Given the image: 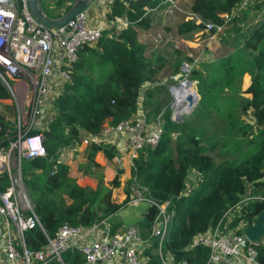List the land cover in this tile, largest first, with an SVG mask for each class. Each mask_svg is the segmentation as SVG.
<instances>
[{
    "label": "trees",
    "instance_id": "trees-1",
    "mask_svg": "<svg viewBox=\"0 0 264 264\" xmlns=\"http://www.w3.org/2000/svg\"><path fill=\"white\" fill-rule=\"evenodd\" d=\"M66 1L41 0V3L49 14L57 15L66 8ZM158 1L113 0L105 13L106 20L123 17L130 24L116 33L114 27L105 28L95 44L77 50L69 81L53 99V115L41 131L45 155L24 161V171L21 167L28 197L43 229L35 227L23 233L27 247L41 248L45 237H52L62 225L89 226L108 218L126 206L134 176L152 198L160 201L169 198L173 202L174 212L161 241V252L171 253L174 262L205 264L207 248L186 249L190 238L213 227L229 207L240 203L245 192L247 197L264 198V0H246L244 6H240L242 0H189L187 11L199 17V23L179 13L173 25L176 35L188 40L198 34L207 38L204 23L222 25L218 40L233 49L211 64H193L187 77L195 81L198 100L179 121L168 116L166 88L146 87V83L153 84L163 62L153 53L150 58L144 54L136 31L137 27L149 25L152 13H159L149 10ZM243 22L252 24L243 30L240 27ZM185 58L183 52L181 59H175L172 73H178ZM244 73L249 82L240 91L237 80ZM225 89L229 92H224ZM158 92L163 93L162 99L155 97ZM9 98L0 81V100ZM219 101L223 102L222 107ZM138 105L145 121L164 110L163 130L157 145L140 150L133 160L123 200L116 202L111 198L121 169H116L107 184L100 178L94 187L70 184L67 166L58 160L59 148L78 144L81 132L94 135L105 123L114 125L130 118ZM211 114H216L220 123L213 121ZM86 150L85 157L92 163L94 174L100 168L94 155L100 152L106 161H111L115 152L113 145L93 141ZM191 171L197 173L194 182L188 178ZM5 182L3 178L0 188ZM186 185L190 191L177 199L176 195ZM263 208L264 201L245 199L229 227L240 222L252 224ZM155 214V207L149 205L142 214L144 221L136 222L145 234ZM119 225L109 224V232ZM254 247L257 262L264 264V235ZM156 248L157 239H152L142 249L146 264H160L159 256L154 254ZM60 257L63 264H83L80 252L73 248L62 251ZM46 264L60 262L51 259Z\"/></svg>",
    "mask_w": 264,
    "mask_h": 264
},
{
    "label": "built area",
    "instance_id": "built-area-1",
    "mask_svg": "<svg viewBox=\"0 0 264 264\" xmlns=\"http://www.w3.org/2000/svg\"><path fill=\"white\" fill-rule=\"evenodd\" d=\"M112 1L104 0L101 10L105 13L109 11ZM245 3L246 0H242L240 6ZM181 6L182 0H160L149 10L161 13L164 18L180 13L185 19L201 22L199 17ZM128 24L123 17H117L106 20L104 26L92 25L83 10L64 25L51 28L33 19L26 0H0V81L14 101L12 116L0 114V183L3 178L6 179L0 188V264H46L51 259L63 264L60 253L71 248L80 252L83 264H119L120 257L125 264H144L141 251L152 239H157L160 264H187L185 260L174 262L171 253H160L161 241L174 212L172 200L152 198L134 176L131 177L132 191L127 204L152 205L156 210L147 234L137 224H129L110 233L105 218L89 226L62 225L52 237H45L46 242L39 249L27 247L23 240L25 231L35 227L43 229L23 182L22 162L45 155L41 128L47 126L53 115V99L69 81L77 50L95 44L103 29L114 27L118 31ZM203 26L208 39L217 37L222 28V25L209 22ZM184 54L186 58L180 63L175 83L168 88L170 111L179 88H189L193 94L196 93L193 89L195 81L187 77L195 56L188 50ZM22 86L24 88H20ZM161 113L145 121L138 105L137 111L126 120L114 125L105 123L94 135L82 132L79 143L71 149L74 150L75 146L87 147L92 141L113 145L111 138L122 137L123 142L114 148L111 162L115 169L127 167L130 171L140 150L157 145L163 130ZM3 141L5 143L1 144ZM195 174L191 171V176H188L193 182ZM189 191L190 186L186 185L176 198ZM248 198L264 201L263 197ZM237 204L229 207L213 227L194 234L186 249L197 246L207 248L205 264H236L237 259L241 260L240 264H259L254 247L256 242L247 241L243 235L242 228L246 225L240 222L229 227L238 209Z\"/></svg>",
    "mask_w": 264,
    "mask_h": 264
},
{
    "label": "rangeland",
    "instance_id": "rangeland-1",
    "mask_svg": "<svg viewBox=\"0 0 264 264\" xmlns=\"http://www.w3.org/2000/svg\"><path fill=\"white\" fill-rule=\"evenodd\" d=\"M70 2H71V0L66 1V7L68 6V4ZM188 3H189V0H182V6L181 7L183 9L187 10ZM92 5H94V2L92 3ZM228 17L229 16L225 15V18L228 19ZM245 21H247V20L245 19ZM244 22H243V26H240L243 30L246 26H249L252 24L251 22H249V23L246 22V24ZM115 31H116V29H115ZM116 32H118V31H116ZM156 32H158V33H156ZM151 35H152L151 38H153L154 41H152V43L150 45H146L148 47L146 50L147 54L150 55L151 51L152 50L155 51L156 49H154V48H156V46H158L162 43V52L168 54L167 57L170 58V61H172V59H171L172 57L175 59H181L183 57L182 53L184 52V50L175 49V47H174L175 44H176V48H178L179 46H181V47L183 46V44H181L182 43L181 37H179L175 33V28L171 29V28H168L165 24L155 23L154 27L152 28V34ZM195 37H198V40H201L202 42L197 41V40L195 41V42H201V44L198 43V45H197L198 50L193 51V53L198 54L197 56L193 55V56H195L194 66H196L198 64L197 63L198 61L204 62L205 64H211L217 57L224 56L227 51L233 50L228 45H226V46L222 45L221 42H219L218 37H215L213 39H208V38H203V36H201V34H198ZM186 48H188V47H186ZM158 49H159V47H158ZM191 53H192V51H191ZM154 56H156V54H154ZM202 60H204V61H202ZM167 69H171V65ZM237 81L239 82L240 91H241L244 89L245 85L248 84L249 76L246 73H244L241 75L240 80H237ZM17 82H19V81H17ZM163 86H164V88L167 87V85L165 86L164 84H163ZM169 87L170 86H168V88ZM20 88H24V87L22 86ZM168 88H166L165 95L168 98L167 106L169 107V104L171 102V96L169 94ZM193 89L196 92V88H193ZM224 92L227 93L229 91L227 89H225ZM190 95H193L191 89H190ZM155 97L162 99L164 96H163V93L158 92L157 94H155ZM191 97L193 98L195 96H191ZM197 100H198V95L196 93V99L194 100L193 105L196 104ZM10 103L13 106V104H14L13 98H10ZM219 103L221 104V107H222L223 102L219 101ZM5 109L8 110V112H9L11 108L9 106H7ZM163 111L164 110H160L159 113L163 112ZM12 113H13V109H12ZM183 114H185V113L183 112L180 115V117ZM168 116H170L169 112H168ZM211 116H213V121H216V123H220L219 120H217L218 117L216 116V114H211ZM203 148L206 149V147H203ZM61 149H63V150H61L60 155L58 154V160L60 161V163H64L67 166V181L70 184L74 183V184H78L80 186L88 185L90 187H94L98 181V178L101 179L102 183L107 184V183H109V181L112 179V177L116 173V169L114 168L112 162L111 161H105L104 158L102 157V154H100V153H96L93 157L94 160H96L100 165L99 169H95V172L97 171V173L94 174L92 163L90 161L86 160V157H85V154L87 152L86 147L81 146V148H79V150L73 151L70 153L67 151V149H69L68 147H65V148L62 147ZM216 149L217 148H215L213 150V152H212L213 154H215L214 151H216ZM216 160H218V159H216ZM22 169H23V171L26 169L24 162H22ZM125 169H127V171H123L121 174H119L118 186L116 188L111 189V198L113 199V201H116V202H120L124 198V189H125V186H127L126 185V178L127 177L129 178V172H130L127 167H125ZM128 188L131 189V191H132V186H130ZM247 194L248 193L245 192V194L242 196L240 203L238 205H241L243 203V201L248 198L246 196ZM63 199L65 202H69V199L66 196H63ZM130 205H132V204H126V206H130ZM126 206H124V207H126ZM109 221L111 222V224L114 223L112 218H110ZM134 223L135 222L130 223V224H134ZM151 251H153V250H151ZM160 253H161V255H163L162 252H160ZM154 254L158 255L157 250H156V252H154Z\"/></svg>",
    "mask_w": 264,
    "mask_h": 264
},
{
    "label": "crops",
    "instance_id": "crops-1",
    "mask_svg": "<svg viewBox=\"0 0 264 264\" xmlns=\"http://www.w3.org/2000/svg\"><path fill=\"white\" fill-rule=\"evenodd\" d=\"M103 4H104V0H97L94 3V5H92V6L90 5L89 7H87L85 9V14H86L90 24H92V25H101V26H104L106 24L105 12H103L101 10L102 9L101 7H102ZM179 16H180V14L177 13L172 18H164V16H162L160 13H152L149 25L147 27H145V28L137 27L136 28L137 35H138V40H139L140 44H142L144 46V54L146 56L149 55V54H147V51H146L147 48H148L146 45H150L152 43V41H154L153 38H151V36H152L151 34H152V28L154 27L155 23L165 24L168 28L173 29L174 22ZM156 33H158V32H156ZM196 40L197 41H201V40H198V37H195L194 39L192 38L190 40L181 38V42H182L181 44H183V46L182 47L179 46L178 48H176V44H175L174 47H175V49L184 50V52L189 50L190 52L192 51V53H193V51H197L198 50V47H197L198 43L201 44V42H202V41L201 42H195ZM160 45H158V46H156V48H154V49H156L155 51H153V50L151 51V53L148 56V58L153 56L152 53L158 55L160 58L162 57V62H163L162 63V67L155 74L153 84L146 83V87L148 85L159 86V85H163L164 84L165 86L167 85L166 88H168V86H171V85H173L175 83L174 82L175 81L174 77H175V75L177 73H172V69H173V64H174L175 58L172 57L171 58L172 61H170V58L167 57L168 54L162 52V43ZM158 47H159V49H158ZM186 47H188V48H186ZM182 55H183V53H182ZM193 55L197 56L198 54L197 53H193ZM202 61H204V60H202ZM198 62H201V61H198ZM170 65H171V69H167ZM10 98L9 99H4V100H0V114H4L7 117L8 116H12L13 106L10 103ZM18 103H19V105L21 107L22 106L21 101H19ZM7 106H9L11 108L9 112H8V110L5 109ZM44 128L45 127L42 126L41 129L43 130ZM110 141L112 142L114 148H117V146L122 144V142H123L122 137H113V138L110 139ZM73 145L74 144H71L69 146H65V147L69 148V149H67V151L69 153L73 152V151H77V150H79V148H81V146L80 147L75 146L74 147L75 149L72 150L71 147ZM61 150H63V149L59 148V150H58V154L59 155L61 153ZM97 153H100V152H97ZM102 157L104 158L103 155H102ZM104 160H105V158H104ZM94 161L96 163H98L96 160H94ZM123 171H127V169L123 168V170H121V173ZM145 208H146V206L144 204H142V203L141 204H132L130 206H126V207L121 208L120 210H118L117 212H115L114 214H112L111 216L106 218V220H107L108 223L111 224L109 219L112 218L114 223L116 222V223L120 224L118 229H122L123 227L129 225L130 223L135 222L134 224H136V222L142 218V214H143V211L145 210ZM142 261H143L144 264H146V259L145 260L143 259ZM235 263L236 264H240L241 260L237 259ZM119 264H125V262L123 261V259L121 257L119 258Z\"/></svg>",
    "mask_w": 264,
    "mask_h": 264
},
{
    "label": "water",
    "instance_id": "water-1",
    "mask_svg": "<svg viewBox=\"0 0 264 264\" xmlns=\"http://www.w3.org/2000/svg\"><path fill=\"white\" fill-rule=\"evenodd\" d=\"M27 1V8L29 14L33 17V19L38 22L39 24L57 28L64 25L68 20L73 18L79 12L85 10L89 7L95 0H71L68 6L59 14L57 15H50L42 6L41 0H26ZM195 97L187 98L188 99V106L183 111L187 113L190 108L193 106L194 100L196 99V93L193 94ZM182 112V113H183ZM180 113L179 115H170L169 118L174 121L180 120ZM264 208L255 216L254 222L250 225H246L242 228L243 235L249 242H258L260 237L264 235ZM144 221L143 218L140 219Z\"/></svg>",
    "mask_w": 264,
    "mask_h": 264
},
{
    "label": "bare ground",
    "instance_id": "bare-ground-1",
    "mask_svg": "<svg viewBox=\"0 0 264 264\" xmlns=\"http://www.w3.org/2000/svg\"><path fill=\"white\" fill-rule=\"evenodd\" d=\"M192 95H190V89L189 88H179L178 89V93L176 95V99L175 102L172 105L171 108V113L173 116L174 115H179L180 113H182L185 108H187V104H188V99L189 97H191ZM192 98V97H191Z\"/></svg>",
    "mask_w": 264,
    "mask_h": 264
}]
</instances>
